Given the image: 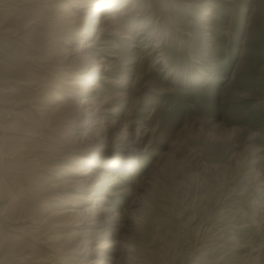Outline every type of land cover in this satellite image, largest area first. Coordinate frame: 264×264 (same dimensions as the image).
<instances>
[{
    "label": "rangeland",
    "instance_id": "rangeland-1",
    "mask_svg": "<svg viewBox=\"0 0 264 264\" xmlns=\"http://www.w3.org/2000/svg\"><path fill=\"white\" fill-rule=\"evenodd\" d=\"M104 1L0 0V264H264V0Z\"/></svg>",
    "mask_w": 264,
    "mask_h": 264
},
{
    "label": "bare ground",
    "instance_id": "bare-ground-1",
    "mask_svg": "<svg viewBox=\"0 0 264 264\" xmlns=\"http://www.w3.org/2000/svg\"><path fill=\"white\" fill-rule=\"evenodd\" d=\"M115 1L116 0H106V1H104V3H105V5H110ZM66 11H67V9L64 8L57 13L58 14L66 13ZM99 11H100V5L97 6V9L95 11H91V12L89 11L88 13L89 14L90 13H97ZM87 20H88V17L84 20V25L86 24ZM107 21L109 23L112 22V18L111 17L105 18V15H104L103 17L99 18L98 21H96V23L97 22L99 24H100V22L106 23ZM93 33H94V35H91V36H93V39H94L98 35V29L94 27L92 34ZM59 36H61V35H59ZM59 36L51 37L50 40H48V45L45 46L43 49V54H52V56L50 57V60H52V63H53V60H55L54 57H56L58 55L59 50L62 48V46H61L62 41H59L60 40ZM52 63H51V61H48L47 66H51ZM93 71H94V67H93ZM87 83L88 82H86V81H83V83H82L83 87L85 88V90H84L85 92L88 90V88H91V87L96 85V83H94V82L93 83L89 82L88 84ZM46 84L47 83L42 82L39 85L46 86ZM49 92H50V90H48L46 93L49 94ZM47 100H48V98H47ZM62 101H63L62 95L59 94L58 92H54V98L52 100H49V102H44L43 104H40V105L33 103L31 106L34 110L38 111V113L40 115L39 122H42L46 119L45 117L48 114L46 109L48 107H51L52 103H59ZM40 124H42V123H40ZM21 132H22V135H21L22 138L27 137V135L29 136V135L34 134V132L32 131V129L30 127L21 129ZM84 161H85V164H88L90 162L89 158H85ZM45 166H46V164H40L38 166L40 168V170H38V174L40 175V177L34 181V186L31 189L30 194L28 195L29 200H31L33 202L31 204L32 206H31V210L29 211L30 212L29 216L31 217V221H33L34 224L38 225L39 229L43 230V236L44 237L42 239H40V241L45 242V244H42V245L50 246L49 248H51V250H56V248L60 244V242L58 241V238H56L54 236L57 233H59L60 230L57 227L58 219L55 218L57 216L55 211L60 209V205L57 203V200L58 201L60 200V197H59L60 193H57V191L54 192L53 190H50V185L53 183L52 179L54 177L58 178L60 176L61 172L59 171L58 164H51V165H48L46 168H45ZM97 166H99L98 162L95 163L94 167H97ZM49 168H52V169H49ZM73 171L75 172V174H78L80 169L74 168ZM57 180H60V179L58 178ZM76 198L69 197L66 200L69 201L70 203L71 202L73 203V201ZM88 199H89L88 195H83L79 199V201H81L82 204L85 205V203L88 201ZM97 201H98L99 207H97L96 209H93L92 216L94 218H98V216H100V214L102 213L101 202L103 201V199L99 198V199H97ZM59 214H63V213H59ZM32 238H34V237H32ZM108 248H111L109 241H104V242L102 241V245L99 247V250H105ZM33 262H34V264L35 263L36 264H44L47 262V260H46V257L35 258L33 260Z\"/></svg>",
    "mask_w": 264,
    "mask_h": 264
}]
</instances>
